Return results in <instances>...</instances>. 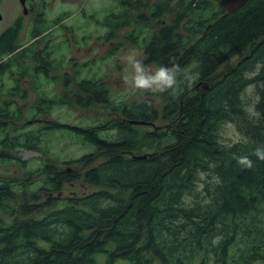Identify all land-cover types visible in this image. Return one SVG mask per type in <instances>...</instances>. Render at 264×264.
<instances>
[{
  "label": "trees",
  "instance_id": "1",
  "mask_svg": "<svg viewBox=\"0 0 264 264\" xmlns=\"http://www.w3.org/2000/svg\"><path fill=\"white\" fill-rule=\"evenodd\" d=\"M45 22L39 14L23 48L21 21L0 34V169L17 165L23 181L0 177V211L13 217H0V264H264V0L231 11L220 0L105 7L103 24L111 32L131 26L125 39L132 44L145 27L155 29L140 40L146 60L178 69L183 91L160 93V112L154 93L114 105L103 78L83 76L87 61L74 62L60 97H47L49 73L67 60L57 43L38 47ZM25 72L38 93L28 124L55 104L109 105L115 117L104 127L46 120L39 129L15 128L22 113L14 99L24 92L17 81L4 87L2 77ZM189 76L195 80L185 86ZM248 86L257 100L246 99ZM227 122L241 138L224 145L219 130ZM57 130L92 150L62 160L65 168L48 161L32 168L12 153L45 151ZM201 173L212 178L198 190Z\"/></svg>",
  "mask_w": 264,
  "mask_h": 264
},
{
  "label": "rangeland",
  "instance_id": "2",
  "mask_svg": "<svg viewBox=\"0 0 264 264\" xmlns=\"http://www.w3.org/2000/svg\"><path fill=\"white\" fill-rule=\"evenodd\" d=\"M118 1L32 0L27 4V12L23 14L18 0H0V13L2 14L0 31L6 26L11 25L16 17H21L23 26L18 35V41L22 44L20 48H23L32 42L29 36L30 32L37 27V16L41 14V18H45L48 21L45 22L48 29L37 39L38 47L43 48L49 42L57 43L62 48L59 53H63L65 56L63 59L67 61L62 64V69L49 73V82L44 85V90L48 92L47 97L50 98L51 95L60 97L64 93V87L62 86L63 79L68 77L67 79L70 81L74 74V62L84 63L87 61L88 67L84 68L83 76H100L103 78L109 85L110 96L114 101V105L120 101H133L142 97L143 92H133L129 84L124 82L125 76L130 78L133 74L131 65L126 63V57L135 55L137 58L143 60L147 68L153 71L156 70L159 67L158 63L148 62L140 45V40L146 34H152L155 29L151 26L145 27L139 34V45L132 44L125 39L126 33L132 29L131 26L112 30L111 32L109 27L103 24L104 9L110 3L117 4ZM153 1L149 0L150 3ZM60 16L63 17L61 21L57 23L53 22L54 19ZM169 18L170 15L168 14L165 16L164 21L169 20ZM109 34L114 37L110 39ZM249 49L228 60L224 67L234 65L249 52ZM71 59L73 60L71 61ZM2 82L4 87L12 88L16 85L18 91L24 92L22 98L14 99L15 105L22 113L21 121L15 122L14 125L18 129H39L45 125L46 120L81 126L99 123L104 127L108 124L109 120L115 117L114 108L109 105H97L93 108L81 109L74 106H58V104H55L48 116L42 115V119L28 124L29 115L36 108L38 94L29 89V73L25 72V75L6 73L2 77ZM41 82L43 83L44 81ZM244 94L250 102L257 100L252 86H248ZM5 96L3 95L1 98L7 100L8 96ZM152 98L154 106L160 112L162 107L160 93H154ZM219 136V141L224 145L237 142L241 138L239 132L231 122L221 125ZM42 145H45V151L26 150L19 147L13 150L12 153L17 157L28 160V165L32 168L40 167L45 161L52 162L57 167L65 168L71 165L62 164V160L77 158L81 154L92 150L90 146L83 144L80 140H77L63 130H57L54 134L48 135ZM75 166L78 167L79 164ZM16 167L17 165L1 166L0 177H5L8 180L17 179V183H22V171H19ZM198 177L199 182L197 181L196 186L198 190L205 184L204 180L208 179L207 181H210L209 178H212L202 173ZM75 184L78 186L80 181ZM88 188L90 189L91 187L88 186ZM0 217L8 222L13 220V217L4 215L1 211Z\"/></svg>",
  "mask_w": 264,
  "mask_h": 264
},
{
  "label": "clouds",
  "instance_id": "3",
  "mask_svg": "<svg viewBox=\"0 0 264 264\" xmlns=\"http://www.w3.org/2000/svg\"><path fill=\"white\" fill-rule=\"evenodd\" d=\"M126 63L131 65L133 74L130 78L125 76L124 82L129 84L133 92H168L173 98H176L183 91L181 81L178 79V69L175 67L160 66L153 71L147 68L143 60L135 55L126 57ZM185 80V86H190L194 82L195 77L189 76Z\"/></svg>",
  "mask_w": 264,
  "mask_h": 264
},
{
  "label": "water",
  "instance_id": "4",
  "mask_svg": "<svg viewBox=\"0 0 264 264\" xmlns=\"http://www.w3.org/2000/svg\"><path fill=\"white\" fill-rule=\"evenodd\" d=\"M27 0H19V2L21 3V5H23V12H27L25 3ZM32 1V0H29ZM246 0H220V4L222 6H224L228 11H231L237 7H240L241 5H243V3ZM2 19V14L0 13V20Z\"/></svg>",
  "mask_w": 264,
  "mask_h": 264
},
{
  "label": "flooded vegetation",
  "instance_id": "5",
  "mask_svg": "<svg viewBox=\"0 0 264 264\" xmlns=\"http://www.w3.org/2000/svg\"><path fill=\"white\" fill-rule=\"evenodd\" d=\"M18 2H19V0H18ZM24 3H25V6H26V9H28V8H27V4H29V0H27V1L24 2ZM19 4H20V6L22 7V13L25 14V12H23V5H21L20 2H19ZM18 21H21V25L23 26V22H22V18H21V17H16V18L12 21L11 25H12V24H15V23H18ZM9 26H10V25H9ZM7 27H8V26H6L5 28H3V29L0 31V34L3 33L4 30H5Z\"/></svg>",
  "mask_w": 264,
  "mask_h": 264
}]
</instances>
